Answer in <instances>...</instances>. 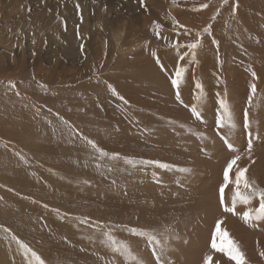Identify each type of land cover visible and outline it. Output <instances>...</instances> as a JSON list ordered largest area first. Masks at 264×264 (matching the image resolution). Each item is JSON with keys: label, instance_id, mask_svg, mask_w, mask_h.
Segmentation results:
<instances>
[{"label": "rangeland", "instance_id": "1", "mask_svg": "<svg viewBox=\"0 0 264 264\" xmlns=\"http://www.w3.org/2000/svg\"><path fill=\"white\" fill-rule=\"evenodd\" d=\"M169 1L0 0V264H35L17 240L44 264H134L105 232L144 264H235L211 247L217 220L264 264V220L219 194L236 156L230 178L264 189V0ZM220 99L235 129L217 126ZM131 228L161 240L159 260Z\"/></svg>", "mask_w": 264, "mask_h": 264}, {"label": "snow or ice", "instance_id": "2", "mask_svg": "<svg viewBox=\"0 0 264 264\" xmlns=\"http://www.w3.org/2000/svg\"><path fill=\"white\" fill-rule=\"evenodd\" d=\"M208 5L205 4L202 7H207ZM176 23V21H173ZM155 23V22H154ZM157 28H159V25H156ZM204 32H208L209 28L205 27L203 29ZM159 34V33H157ZM197 36H200V33H197ZM200 44V40L197 39L195 42L189 43L185 45L187 49L190 50V54L192 56V59L195 60V49ZM189 53H185V55H188ZM155 55V53H153ZM181 60L184 59V57H180ZM157 63H159V60H157ZM185 69L183 67H180L179 65L175 69L174 78L171 79V83L174 88L177 89V99H180L179 94V86L181 83V80L183 78ZM253 76H255V73H253ZM111 89V86H109ZM195 88L199 90V95L196 96L197 100H200L204 93H203V86L196 82ZM114 94L115 91L112 90ZM251 91L254 94L255 93V85L251 86ZM121 99H123L121 97ZM251 99V97H250ZM218 111H217V117H216V123L218 127H228L229 129H235L236 124L233 119L232 112L230 110L229 104L225 99L218 100ZM192 115L196 119H202L201 112L199 111L198 107L193 105L191 107ZM244 127L245 129H248L250 127V122L247 119V113H245V120H244ZM224 139L225 144L227 147L232 150L233 145L228 139L227 136L222 137ZM89 144L92 145L93 148H96L97 146L93 141H88ZM251 148V145L249 144V150ZM97 151L101 152V155H107V153H104L101 149L97 148ZM118 154H113V158H116ZM240 159L239 156L234 157L232 160H230L227 164V166L224 168L223 171V183L219 187V194H220V204L221 207L225 212H230L232 214H237L236 207L237 205H244L246 206V210L240 213V218L243 220L245 224H250L252 221H260L264 220V189L259 188L256 186V182L254 180L250 181L246 177V169L240 168L235 172V178L232 180L230 178V171L233 169L234 165L237 164V161ZM125 161L127 163H135V161L125 158ZM141 163H157L162 168H168L170 167L167 164H160L159 162L154 161H141ZM182 172H188L190 169H179ZM229 184H232V190H231V206H228L225 203V189L228 187ZM256 199L258 201V206L256 207H250L252 201ZM222 221L217 220L215 228L212 233V241H211V247L215 249L218 252L223 253L225 256H227L230 260L234 261L235 264H246L245 258L243 253L239 249V245L236 241H234L226 230H223L221 228ZM5 231H8L5 229ZM129 232H131L133 235H139L141 237H146L150 245L153 247V255H157L155 249L160 248L161 251L163 250L164 244L161 242V240L157 239V237L152 234L151 232H147L145 230L135 229L131 228L128 229ZM104 237L109 242V245L111 247V250L114 253H117L121 256H123L126 260L129 258L134 262V264H144L142 260H140L137 256H135L130 248V245L126 241H117V239L111 235L110 232H105ZM13 239H16L13 237ZM20 247L24 250V252L31 253V256L33 260L35 261V264H44V261L30 248H28L27 245L23 244L19 240L16 241ZM157 259L159 260V256L157 255ZM209 257H206L205 260H209Z\"/></svg>", "mask_w": 264, "mask_h": 264}, {"label": "bare ground", "instance_id": "3", "mask_svg": "<svg viewBox=\"0 0 264 264\" xmlns=\"http://www.w3.org/2000/svg\"><path fill=\"white\" fill-rule=\"evenodd\" d=\"M182 7H183V4L179 3L176 0H170L168 2V8H169V10H172L174 15H177Z\"/></svg>", "mask_w": 264, "mask_h": 264}]
</instances>
